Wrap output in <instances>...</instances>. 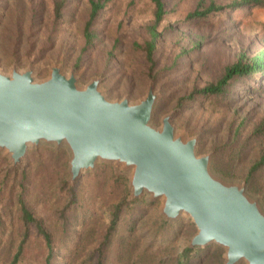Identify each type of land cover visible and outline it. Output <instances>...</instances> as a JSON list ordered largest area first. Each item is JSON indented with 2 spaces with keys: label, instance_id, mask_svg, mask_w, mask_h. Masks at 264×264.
I'll return each instance as SVG.
<instances>
[{
  "label": "rangeland",
  "instance_id": "1",
  "mask_svg": "<svg viewBox=\"0 0 264 264\" xmlns=\"http://www.w3.org/2000/svg\"><path fill=\"white\" fill-rule=\"evenodd\" d=\"M232 1L164 0L169 14L159 28L152 65L138 47L150 39L151 0L109 1L92 26L96 38L89 47L84 38L89 0H0V71L10 74L16 67L23 72L32 65L37 79L44 80L59 64L67 74L75 71L81 85L101 78L111 100L129 97L132 102L143 99L154 82L159 99L153 125L160 128L164 116L173 112L177 131L200 139V155L213 154L214 172L246 182L264 205V166L250 174L264 154V134L257 132L264 121V78L241 77L223 96L180 103L193 90L217 82L241 55L253 57L264 50V7L224 10L211 20L182 23L201 4L227 6ZM57 3L62 4L60 17ZM70 161L66 147L41 145L13 167L0 151V264H12L26 232L16 264H48L43 236L36 226L23 224L21 200L54 236L51 264H97L96 249L106 241L113 209L126 196L124 183L115 176L129 179V200L132 172L99 162L72 190ZM162 205V199L150 201L144 195L132 215L124 209L112 232L110 264H179L198 230L187 214L166 221ZM225 253L212 244L191 264H224Z\"/></svg>",
  "mask_w": 264,
  "mask_h": 264
},
{
  "label": "water",
  "instance_id": "2",
  "mask_svg": "<svg viewBox=\"0 0 264 264\" xmlns=\"http://www.w3.org/2000/svg\"><path fill=\"white\" fill-rule=\"evenodd\" d=\"M101 84L94 78L83 86L59 64L44 80L32 65L0 71V151L18 167L31 148L66 147L72 185L99 162L131 171L130 201L162 199L166 221L192 218L198 232L190 248L216 244L226 250L224 264H264V205L247 183L217 175L213 154L200 155V139L177 131L173 112L153 125L154 82L137 102L111 100Z\"/></svg>",
  "mask_w": 264,
  "mask_h": 264
},
{
  "label": "trees",
  "instance_id": "3",
  "mask_svg": "<svg viewBox=\"0 0 264 264\" xmlns=\"http://www.w3.org/2000/svg\"><path fill=\"white\" fill-rule=\"evenodd\" d=\"M90 1V15L89 20L86 23L84 29V38L86 41V47L92 46L94 44V39L96 34L92 31V26L96 23L101 11H103L107 3L111 0H89ZM154 4V21L148 27L150 39L145 42L143 46H138L142 51L146 53L147 60L149 63L154 65V52L157 46V43L162 35V32L159 31L161 24L166 20L167 15L169 14L164 0H151ZM264 7V0H234L229 5H217L211 3L208 7L203 4L199 5L194 11L190 12L186 18L182 21L183 24L191 25L196 21H206L216 18L221 15L224 10L238 11L241 9L254 10L257 8ZM62 12V4L57 3L55 6L56 17H60ZM241 77H250L251 79H262L264 78V50L259 52L253 57H248L245 54L241 55L240 58L232 65L226 68L224 75L215 83L208 84L200 89L193 90L187 97L181 99L180 103L183 101L195 102L199 98H211L213 96H223L227 93L229 87L233 82ZM258 133L264 134V121L257 130ZM264 166V154L261 160L256 163L250 170V174L256 172L261 167ZM116 177L118 182L122 181L124 183V188L126 192L125 198L114 207L113 215L111 220V226L108 230L106 241L101 244L97 249L96 253L98 256L97 264H110L111 262V249L113 245L111 244L112 232H115L120 222L122 221V213L124 209H127L128 212L134 210L135 205L138 203L136 201L128 200V183L129 179L120 176ZM71 189H74V185L71 186ZM21 205V219L26 228L31 225L36 226L40 235L43 236L47 248H48V258L47 263L51 264V259L55 254V245H54V236L52 233L48 232L43 225L42 220L34 217L33 213L28 209L27 205L23 200L20 201ZM134 212V211H133ZM132 215V213H131ZM167 224V223H166ZM132 228L130 231H133ZM131 233V232H130ZM129 233V234H130ZM28 237V232L24 235V239L21 242L17 253L14 256L12 264H16L24 252V242ZM126 249L128 247H125ZM203 249H193L186 247L178 258L179 264H191L195 257L199 256ZM193 258V260H192Z\"/></svg>",
  "mask_w": 264,
  "mask_h": 264
}]
</instances>
